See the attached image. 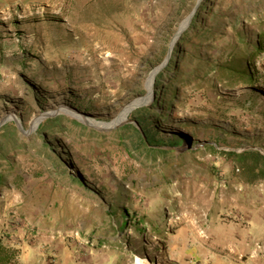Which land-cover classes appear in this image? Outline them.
<instances>
[{"label":"rangeland","instance_id":"1","mask_svg":"<svg viewBox=\"0 0 264 264\" xmlns=\"http://www.w3.org/2000/svg\"><path fill=\"white\" fill-rule=\"evenodd\" d=\"M4 18L0 149L16 138L0 152L9 264H191L188 249L218 226L264 242V179L243 182L223 155H264V0L28 1ZM141 133L172 157L139 156Z\"/></svg>","mask_w":264,"mask_h":264},{"label":"crops","instance_id":"2","mask_svg":"<svg viewBox=\"0 0 264 264\" xmlns=\"http://www.w3.org/2000/svg\"><path fill=\"white\" fill-rule=\"evenodd\" d=\"M28 1L43 4L48 0H0V19L4 20L5 14L9 16V12L13 11L16 5L22 6ZM218 227V231L214 235L209 234L210 244H206L205 247L191 245V248L188 249L190 258L193 260L191 264H264V242L259 247L254 248L251 245L252 242L245 243L247 236L246 240L251 239L250 234H246V231L242 229L239 231L235 228L224 230V228L220 229L221 226ZM234 235L242 240L239 245L232 242ZM236 242L239 241L236 240ZM224 249L226 250L224 251ZM228 251L230 253H227Z\"/></svg>","mask_w":264,"mask_h":264},{"label":"trees","instance_id":"3","mask_svg":"<svg viewBox=\"0 0 264 264\" xmlns=\"http://www.w3.org/2000/svg\"><path fill=\"white\" fill-rule=\"evenodd\" d=\"M242 56H239V58H241ZM164 67L166 69V74L169 77H176L178 75V68L176 65L173 64V59L171 56H169L164 64ZM219 72V76H223L224 72L222 71V68H220ZM242 72L238 73L236 70H229V75H236L234 79H240L243 80L245 76ZM238 75V77H237ZM240 75V76H239ZM162 74L159 76L161 77ZM161 80L159 79V82ZM54 129H59V125L55 124V126H53ZM60 130L62 131V128H60ZM119 131V130H118ZM120 131H127L126 129H121ZM128 133V132H127ZM127 133H119L115 135V140L114 142H117L118 145L123 146V147H127ZM15 139L16 138H6L5 141H8L4 146H3V150L0 149L4 152L9 151L10 149L15 147ZM43 139V138H42ZM137 142L139 143V146H141L142 150L139 154V156L141 154H146L148 156V159L150 161H154L156 160V157L158 155H164L168 158H171L172 156H170L173 152V149H163L159 146H153L149 140L147 139V137L145 136L144 133L138 134L137 138H136ZM177 143V142H176ZM174 142H170L167 146L171 147L172 145H177ZM10 147V148H9ZM135 147H137L135 145ZM226 158L231 159L234 163V165L239 166L241 168V174H240V178L243 182H253L257 179H264V155H262L261 153L257 152V151H253V150H245L242 151L241 153H235V152H226L225 154ZM153 156V157H152ZM120 220L123 221L124 223H126L127 221H130L131 219L127 216L126 213L120 215ZM8 247L6 245L3 244L2 241V237L0 236V264H9L10 258L8 257Z\"/></svg>","mask_w":264,"mask_h":264},{"label":"bare ground","instance_id":"4","mask_svg":"<svg viewBox=\"0 0 264 264\" xmlns=\"http://www.w3.org/2000/svg\"><path fill=\"white\" fill-rule=\"evenodd\" d=\"M184 25L186 24V21H184V23H183ZM59 112H63V113H66V114H68V115H70V116H74V117H77V118H81V114L80 113H78L77 111H75V110H73V109H70V108H68V107H66V106H62L59 110H58ZM52 113V112H51ZM14 116L15 115H13V114H10L9 115V117L10 118H14ZM40 119V117H38L34 122H33V125L35 126V124L37 123V121ZM124 119V113H122L121 114V116L116 120V121H114L113 123H112V125L113 124H115V123H117V122H120V121H122ZM89 123H91V124H93L92 122H89ZM197 212V211H196Z\"/></svg>","mask_w":264,"mask_h":264},{"label":"water","instance_id":"5","mask_svg":"<svg viewBox=\"0 0 264 264\" xmlns=\"http://www.w3.org/2000/svg\"><path fill=\"white\" fill-rule=\"evenodd\" d=\"M191 146H192V141H191V139H188L185 143L183 150L184 151L189 150V149H191Z\"/></svg>","mask_w":264,"mask_h":264},{"label":"built area","instance_id":"6","mask_svg":"<svg viewBox=\"0 0 264 264\" xmlns=\"http://www.w3.org/2000/svg\"><path fill=\"white\" fill-rule=\"evenodd\" d=\"M164 64H165V62H164ZM235 171L238 172V169H235Z\"/></svg>","mask_w":264,"mask_h":264}]
</instances>
